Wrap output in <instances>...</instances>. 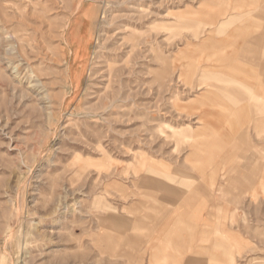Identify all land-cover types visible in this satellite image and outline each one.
<instances>
[{
    "label": "rangeland",
    "instance_id": "obj_1",
    "mask_svg": "<svg viewBox=\"0 0 264 264\" xmlns=\"http://www.w3.org/2000/svg\"><path fill=\"white\" fill-rule=\"evenodd\" d=\"M205 1L0 0V264H264V107L239 118L220 76L263 47H219L210 20H233L234 0ZM206 112L229 114L223 142ZM187 194L170 225L184 206L163 202Z\"/></svg>",
    "mask_w": 264,
    "mask_h": 264
},
{
    "label": "crops",
    "instance_id": "obj_2",
    "mask_svg": "<svg viewBox=\"0 0 264 264\" xmlns=\"http://www.w3.org/2000/svg\"><path fill=\"white\" fill-rule=\"evenodd\" d=\"M205 2H206L204 4L205 6H207L208 4L211 5L212 0H206ZM235 2L239 3V2H242V0H234L233 1V4L231 6V11H232L231 18L233 20H228L227 22L221 21V20L219 21L218 19L220 17L216 20L212 16L210 21L213 20L214 23H212V25H210V27L213 28L217 24H223L220 26L219 29H217V33L221 36L219 43H218L219 47H223V46H225L227 44H231V43H232L231 45H233L234 42H236L235 44L237 45V42H241L242 40H243V42H245V40L250 41L249 43L256 44V45L261 44L260 46L263 47L261 49V51L254 49V47H252V46H250L251 48H247V47L244 48L243 47V49L240 52L236 48V50L232 51L231 54H228V57H225L224 55H222L223 57H225V59H223L224 61H232L236 64L233 67H228L227 69L222 68V70L220 71L221 72L220 73L221 78H223L224 80H229L232 83L236 82V85H238V83H239V85H240L239 87H240V89H242L240 91L242 93L236 91L235 89L228 92L230 95L235 96V94H239V95L243 96L241 98V100H239V98L237 96H235V100H236V103L238 104V106H236L234 109H238L239 107H243V108H247V109L251 108V110L254 109L256 111L257 108L264 107V102L262 103V101H260V100L257 101L256 97H255L256 95L254 96V93H256L259 90V87L264 88V86L261 85L262 83H260L261 81H264V30H263V18H262L263 15L257 9L256 5L253 6V8L250 7L251 9L250 8L248 10L246 9L247 11H245V10H242V11L241 10L240 11L233 10V7L236 6V5H234ZM249 3H248V5H249ZM244 6H247V5L244 4ZM208 7H210V6H208ZM249 10H252L251 12L255 14L254 15V18H256L255 21L248 20L247 16L244 15L245 13H248ZM250 28H252V29L257 28V29H260L261 31H260V33H255V31L254 32L249 31ZM226 29H230V31H225ZM261 39H263V40L261 41ZM237 51H238V53H236ZM238 54H243V55L240 56ZM224 61H221V62H224ZM251 93H253L254 99H252V100L255 101L254 103L251 100V96H252ZM247 94H250L251 96L247 95ZM240 103H241V105H239ZM212 104H216V103L212 102ZM226 116L227 117H224V118H221V116H220V118L215 119L214 114H211V113L208 114L207 112L204 114L203 120H202L204 123L206 122L204 125V128L206 130H208L209 132H211L210 130H212V129L213 130L216 129V133L219 136V137L216 136V139H210L212 143H220V141L223 142V139H219V138H221V136H223V138L225 139V137H224L225 134L223 133V131H221V129L219 130L218 127H220L223 120L225 123L231 124V122L227 121L229 114ZM237 116H239V118L244 117L246 120L248 119V117L242 113L240 115H237ZM240 123L242 124L243 122L241 121ZM246 123L247 122H245V124ZM231 135H232V133L229 134V136H231ZM211 175H213V174H210V176H209L210 182H211L209 190L211 189L212 192H213V190L215 192V191H219V190L221 191L222 189H225V187H223V186L214 188L216 186V182H215L216 178L211 180V178H212ZM197 191L201 195H203L204 198L202 196L201 197L203 198V200H207L206 202H208L209 198L212 197L211 194L207 193L208 192L207 189L205 190L204 194H202L203 189L201 187L197 188ZM176 192H179V193L180 192H183V193L186 192L187 193V190H184V191L177 190ZM218 196H220V192L218 193ZM193 200H194V198L192 197L191 194L190 195L187 194L184 197L180 196V200H177L174 204L173 203H171V204L167 203L163 200L164 201L163 203H165L166 205L172 206V207L175 205L184 206V210H182L183 214H181V212L180 213L176 212L175 210L168 213L169 217L171 218V220H169L168 223L170 225H173V224L175 225L176 218H177L178 214H180V216H184V217L190 216L191 209H187L185 207L190 206V203H192ZM202 203H204V202H200L199 205ZM172 218H174V219H172ZM183 223H185L184 226H186L188 228V225L190 224L188 222V220H186ZM160 224H162V223H160ZM165 225L163 227H165ZM189 226L191 227V225H189ZM186 227H185V230L188 231V229ZM180 231H181V228L179 226L175 227V229H169V233L170 234L172 233V235H171L172 237L169 234H166L168 237V239H166V241L171 242L172 239L178 240L175 237V235H176V232H180ZM184 243H185V240H184ZM179 244H180V242H179ZM169 256L173 257L171 255H169Z\"/></svg>",
    "mask_w": 264,
    "mask_h": 264
},
{
    "label": "bare ground",
    "instance_id": "obj_3",
    "mask_svg": "<svg viewBox=\"0 0 264 264\" xmlns=\"http://www.w3.org/2000/svg\"><path fill=\"white\" fill-rule=\"evenodd\" d=\"M248 1V3H249V5H247V6H244V4H243V2H235L234 3V5H236L235 7H233V10H236V11H242V10H245V8H249V7H253V5H256L257 6V8L260 10V12H261V14L263 15L262 16V18H263V30H264V0H247ZM252 10H249V12L248 13H245L244 15H246L247 16V18H248V20H250V21H255V19L256 18H254V13H252L251 12ZM260 83H262L261 85L262 86H264V81H261ZM261 89H263V91H264V88L263 87H259V90L256 92V94L257 95H262L263 96V93H262V91H261ZM252 96H251V100L252 99H254V97H253V93L251 94ZM243 96H241V95H239L238 96V98H239V100H241V98H242ZM250 100V101H251ZM256 109V108H255ZM227 110H229L228 112H230V111H233V110H231V109H227ZM224 111V110H223ZM236 113V115H240L241 113L242 114H244L245 116H247L248 117V119L247 120H251V121H254V120H257L258 119V117H257V109H256V111L254 110V109H252L251 110V108H243V107H239L238 109H235L234 110ZM254 119V120H253ZM263 119V118H262ZM250 121V122H251ZM263 121V120H262ZM255 125H254V127H253V129H254V132L255 133H257V134H259V132H260V129H258L259 127H256V125H258L256 122L254 123ZM252 127V126H251ZM248 131V128H246V130H245V132H244V135L246 136L247 135V132ZM243 133V132H242ZM246 133V134H245ZM222 142V141H221ZM251 161V160H250ZM254 166H255V164H253V168H254ZM258 166V165H257ZM238 172V171H237ZM251 172H252V170H251ZM234 173H236V171H234ZM247 172H246V170L244 171V173H240V172H238V174L240 175V177L242 178V183L243 184H241V186H243V187H245V191H248V190H246V188L247 189H249V188H251V185L250 184H252V187H254L253 189H252V194L253 195H251V197L252 198H254V196H255V194H256V190L257 189H261L262 188V179H260V178H258V175L256 176V175H250V176H248V173L246 174ZM213 174V173H212ZM212 176V178H211V180H213L214 178H215V176H214V174L213 175H211ZM231 180L232 181H235L236 180V182L238 181L237 179H234V178H231ZM251 181V182H250ZM231 182V181H230ZM236 182H235V184H236ZM250 182V183H249ZM237 185H238V183H237ZM237 185L236 186H232V187H234V189L237 187ZM227 188V190H228V187H226ZM257 188V189H256ZM230 191H231V189H230ZM244 191V192H245ZM218 192H220V196H223V197H225V196H229V192H226V190L225 189H222L221 191L219 190ZM232 192V191H231ZM184 197V196H183ZM234 213H233V212ZM230 218H229V220H232L233 218H234V215H235V210H230ZM226 219H227V217H226ZM225 219V220H226ZM155 221V220H154ZM234 221V220H233ZM235 222V221H234ZM157 225L160 223L159 221L158 222H155ZM214 224V223H213ZM205 226V225H204ZM223 226H225L224 224L223 225H219V224H217L216 226H214L213 227V231H214V233H216V234H218V236H220V238H219V240H215L213 243H212V247H213V250H217L218 248H219V245H220V243H221V238H222V236L225 234L226 235V233L227 232H225L224 233V231L222 230L223 229ZM208 227V226H207ZM227 231V230H226ZM232 231V230H231ZM233 234L231 233V235L230 236H232ZM229 236V235H228ZM239 237V236H238ZM239 239V238H238ZM242 242V241H241ZM234 243V242H233ZM235 244V243H234ZM243 244V243H242ZM237 245V244H236ZM235 246V245H234ZM237 247V246H236ZM199 250V249H198ZM189 260H187V264H192V262H191V260L188 262ZM214 263V262H213ZM148 264H151V261L148 263Z\"/></svg>",
    "mask_w": 264,
    "mask_h": 264
}]
</instances>
